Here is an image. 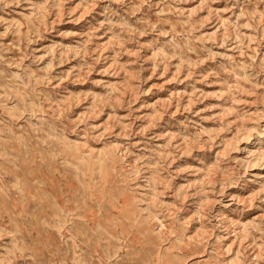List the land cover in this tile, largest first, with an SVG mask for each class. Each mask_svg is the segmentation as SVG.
Returning <instances> with one entry per match:
<instances>
[{
  "label": "rangeland",
  "instance_id": "1",
  "mask_svg": "<svg viewBox=\"0 0 264 264\" xmlns=\"http://www.w3.org/2000/svg\"><path fill=\"white\" fill-rule=\"evenodd\" d=\"M0 264H264V0H0Z\"/></svg>",
  "mask_w": 264,
  "mask_h": 264
}]
</instances>
